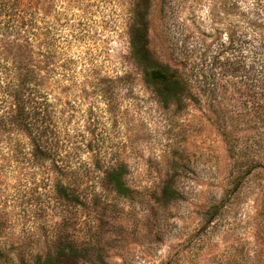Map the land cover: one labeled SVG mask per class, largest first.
<instances>
[{
    "label": "rangeland",
    "instance_id": "1",
    "mask_svg": "<svg viewBox=\"0 0 264 264\" xmlns=\"http://www.w3.org/2000/svg\"><path fill=\"white\" fill-rule=\"evenodd\" d=\"M235 2L258 8L256 0H20L26 26L0 17V46L43 45L50 124L44 158L23 133H0V264H264L256 44L246 58L223 56L242 70L217 75L214 87L192 76L198 102L187 91L164 100L139 64L147 57L190 77L205 51L217 56L233 19L224 4Z\"/></svg>",
    "mask_w": 264,
    "mask_h": 264
},
{
    "label": "trees",
    "instance_id": "2",
    "mask_svg": "<svg viewBox=\"0 0 264 264\" xmlns=\"http://www.w3.org/2000/svg\"><path fill=\"white\" fill-rule=\"evenodd\" d=\"M256 1L257 9L241 7L237 2L230 6L224 4L226 18L229 21L231 17L233 19L226 28L224 39L218 44L217 56L211 57L205 51L200 58L205 64L194 63L190 77L178 67L162 66L147 57H140L145 83L154 86L164 100H176L183 92H191L193 77L201 84L214 87L217 75L240 72L241 65L234 64L228 57L224 58L225 54L246 58L245 46L254 43V54L264 57V0ZM1 16H8L11 21L17 20L19 28L26 26L29 20L28 15L20 10V0H13L7 9L1 8ZM21 41H6L0 46V133L10 130L23 133L35 142L33 155L44 158L49 152V141L46 140L49 138L50 124L48 99L43 92V45L37 44V41L31 42L32 47L38 50L35 53L29 48L31 43L27 39ZM9 64L13 67L11 75L6 73V65ZM199 65L202 66L201 73L196 71ZM216 70L219 71L215 73ZM190 94L191 100L198 102L192 92ZM121 188L125 190L122 183Z\"/></svg>",
    "mask_w": 264,
    "mask_h": 264
}]
</instances>
